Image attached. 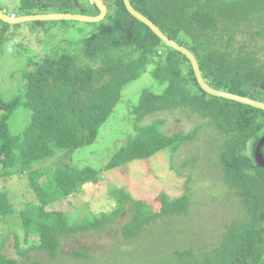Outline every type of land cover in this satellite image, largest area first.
Returning a JSON list of instances; mask_svg holds the SVG:
<instances>
[{
  "label": "trees",
  "instance_id": "trees-1",
  "mask_svg": "<svg viewBox=\"0 0 264 264\" xmlns=\"http://www.w3.org/2000/svg\"><path fill=\"white\" fill-rule=\"evenodd\" d=\"M47 1L48 5H43L42 0H22L25 13L9 16L36 15L32 10H38L40 15L44 12L68 13L72 9L89 15V7L94 8L91 16L99 14L92 0ZM103 1L107 6L105 18L96 23L91 34L80 40L79 48L42 59H29L28 64L34 68L23 71L24 92L9 100L0 94V177L26 179L34 195V201L21 203L23 208L18 210V203L11 200L9 190L0 189V218L19 213L29 249L46 252L53 264H65L59 256L64 238L105 228L126 208L129 196L117 188L112 193L115 198L108 200L115 207L114 212H102L100 218L85 215L76 222L71 221L69 214L55 208L60 201L97 182L103 171L149 159L160 152L169 153L173 159L185 145L196 142L206 124L220 143L219 162L212 166L219 167L222 184L230 188L233 202L239 203L244 218L227 227L220 245L204 262H198L190 246L176 251L175 258L179 259V264H264V168L258 166L255 159L257 145L264 136V111L207 93L198 83L187 56L165 45L149 26L127 10L124 0ZM130 2L166 36L194 54L201 75L212 88L264 102V65L257 62L256 47L244 43L239 53L222 52L213 42L216 32L226 36L231 44L241 34L250 36L251 40L254 36L264 38V0ZM29 22L43 25L41 30H45V21ZM16 24L21 26V23ZM8 25L14 24L0 19V52L8 40L16 37L14 30L6 27ZM186 63L188 71L185 72L183 64ZM146 73L162 90L157 92L147 87L141 91L132 107L134 119L129 121L134 133L127 136L107 164L95 169L64 163L70 161L75 150L95 143L102 126L123 102L126 87ZM20 108L29 111V119L25 128L14 134L10 120ZM177 109H189L208 122L187 134L166 133L160 119L150 124L142 122L147 116ZM192 150L193 155L185 158L192 167L186 177L196 183L190 185L186 181L188 193L174 199L161 195V202L155 201L158 211L155 203L150 204L152 216L144 213L145 208H150L138 203L133 212L137 224L121 229L125 240L139 246L127 252L126 259L134 260L129 263L160 264V260L151 257L154 250L165 246L163 237L156 234L147 237L146 233L145 238L142 230L158 222L162 214L171 216L163 218L166 223L161 225L169 232L186 225L182 219L191 220L187 217L189 211L200 224L205 222L206 217L198 218L192 211L197 203L195 199L207 193L206 187L200 191L199 186L210 185L209 178L198 174L199 161L206 163L208 160L211 164L210 156L207 149ZM260 152L264 157V145ZM177 174L182 175L178 171ZM31 235L39 239L37 244L28 242ZM115 247L107 254L110 255ZM244 250L246 257H243ZM86 252L82 249L72 251L78 259L86 257ZM0 264L19 263L0 254Z\"/></svg>",
  "mask_w": 264,
  "mask_h": 264
},
{
  "label": "rangeland",
  "instance_id": "rangeland-1",
  "mask_svg": "<svg viewBox=\"0 0 264 264\" xmlns=\"http://www.w3.org/2000/svg\"><path fill=\"white\" fill-rule=\"evenodd\" d=\"M21 1L0 0V8L8 16L14 13L20 15V13H25ZM42 2L43 5L49 3L47 0H42ZM80 11L79 9H72L68 13L79 14ZM31 13L39 14L38 10H32ZM45 13L47 12L41 14ZM88 14L90 16L94 14L93 7H89ZM45 22L44 31L41 30L43 25L40 26L36 22L21 23L20 27L19 24L6 26L14 30L13 33L16 37L8 40L0 52V94L5 99H12L24 92L23 71L26 72L25 70L34 68L28 64L29 59H42V57L50 54L58 55L63 50L75 51L79 48L80 40L91 34L96 26V23L76 20ZM2 25L4 26V24ZM216 34L213 36V42L217 43V48L222 52L239 53L242 51V44L244 43L248 47L255 46L258 50L255 55L257 62L259 65H264V38L251 37L257 41L256 43L250 39V36L241 34L237 35L235 42L231 44L226 36L221 35L220 32H216ZM183 69L185 72L188 71V63L183 64ZM147 87L157 92L162 90L148 73L127 86L124 90L123 102L115 108L106 124L102 126L95 143L75 150L70 155V161H64V163L78 166V168L91 166L100 169L104 167L114 151L126 141L127 136L134 133L132 124L129 122L134 119L131 112L132 107L137 102L141 91ZM28 119L29 111L23 108L18 109L10 120L12 133H20L28 123ZM159 119L163 122V130L170 134L174 132L187 134L200 124L204 125L205 122H208L189 109H177L174 112L147 116L142 122L150 124ZM212 131L210 126L205 124L199 132L196 142L192 145H185L173 159H170L169 153L160 152L149 159L103 171L97 182L86 185L81 192L60 201V204L55 208L69 214L71 221L76 222L81 221L85 215L100 218L102 212H114L115 207L111 206L108 200L115 198L112 193L117 188L122 189L129 196L126 208L119 212L105 228L65 237L60 250L59 256L62 257L60 259H64L65 264H134L129 263L133 262V259H126L127 252H131L133 249L135 251L139 246H136L134 241L125 240L121 229L127 225L137 224L133 212L138 203L142 202L143 205L150 208H145L144 213L152 216L153 211H151L150 204L155 203V210L158 211L159 206L155 201L161 202V195L165 194L174 199L188 193L186 191L187 183L190 182L191 185V183L196 182L194 179L188 180L186 177L191 172L192 167L189 166L185 158L187 155H193L192 149L194 148L196 152H200L201 148L207 149L211 162L208 164V160L206 163L199 161L200 170L198 174L207 180L209 178L210 185L199 186L200 191L206 187L207 193L201 195V198L195 199L197 203L192 211L198 215V218L206 217L205 222L200 224L199 219H193L194 216L189 211L187 217H191V220L182 219L186 225H180L179 228L169 232L167 229H163L161 225L166 223L164 220L171 216L162 214V217L157 220L158 222L150 224V228H143L142 235L145 238L152 234L163 237L162 242L165 246L154 250L153 257H151L160 260V264H179V259L175 258V252H181L187 246L194 249V255L197 256L198 262H204L206 257L214 254V249L220 245L222 235L226 232L227 227L230 224L240 223L244 217H242V208H240L239 203L233 202L230 188L222 184L219 167L212 166V164L215 165L219 162L218 149L220 148V143ZM183 162L186 164L183 165ZM177 171L182 175L178 176ZM27 183L26 179L18 176L0 177V189L9 190L11 200L18 203V205L16 204L18 210L23 208L21 203L34 201V195L29 191ZM214 184L215 186H213ZM199 190L195 192V196ZM19 218V213L13 214L12 217L0 218V254L17 260L19 264H35V262L53 264V260L49 259L50 257L46 252L29 249ZM177 222H179L178 218ZM158 231L160 232L156 233ZM38 241L39 239L34 235L28 237L29 243L35 242L37 244ZM115 245L116 247L108 255L107 253ZM74 249L86 250L87 256L78 259L72 253ZM246 255V250H244L243 257Z\"/></svg>",
  "mask_w": 264,
  "mask_h": 264
},
{
  "label": "water",
  "instance_id": "water-1",
  "mask_svg": "<svg viewBox=\"0 0 264 264\" xmlns=\"http://www.w3.org/2000/svg\"><path fill=\"white\" fill-rule=\"evenodd\" d=\"M94 5L97 7L99 10V14L96 16H90V15H82V14H70V13H47V14H42V15H24V16H19L16 18H13L11 16H8L5 14L1 9H0V19L11 23V24H16V23H24V22H29V21H57V20H76L80 22H85V23H97L102 21L106 14H107V6L104 3L103 0H92ZM125 6L127 10L139 21L143 22L147 26H149L154 33L158 35V37L167 45L168 47H171L182 54L186 55L187 58L189 59L192 68L194 69L195 76L197 77L198 83L202 87L203 90H205L207 93L217 96V97H222L225 99H231L235 100L237 102H241L247 105H250L252 107L261 109L264 111V102L257 101L248 97L240 96V95H235L231 94L228 92H224L222 90H217L212 88L210 85H208L201 75L202 72L199 67V63L194 56L192 52L187 50L185 47L181 46L174 40L170 39L168 36H166L160 29L146 16L138 12L131 4L130 0H124ZM264 145V136L260 139L256 151H255V159L258 163V166L264 168V157L263 154L260 152L261 147Z\"/></svg>",
  "mask_w": 264,
  "mask_h": 264
},
{
  "label": "clouds",
  "instance_id": "clouds-1",
  "mask_svg": "<svg viewBox=\"0 0 264 264\" xmlns=\"http://www.w3.org/2000/svg\"><path fill=\"white\" fill-rule=\"evenodd\" d=\"M11 17L16 18V17H14V16H11Z\"/></svg>",
  "mask_w": 264,
  "mask_h": 264
}]
</instances>
